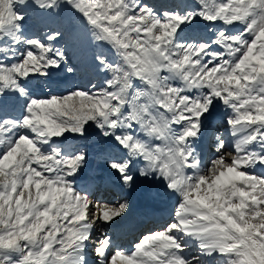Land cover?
Listing matches in <instances>:
<instances>
[{
  "label": "snow or ice",
  "instance_id": "6c2138e0",
  "mask_svg": "<svg viewBox=\"0 0 264 264\" xmlns=\"http://www.w3.org/2000/svg\"><path fill=\"white\" fill-rule=\"evenodd\" d=\"M0 264H264V0H0Z\"/></svg>",
  "mask_w": 264,
  "mask_h": 264
},
{
  "label": "rangeland",
  "instance_id": "374dc122",
  "mask_svg": "<svg viewBox=\"0 0 264 264\" xmlns=\"http://www.w3.org/2000/svg\"><path fill=\"white\" fill-rule=\"evenodd\" d=\"M101 194H103V193H101ZM146 222L151 223V222H152L151 218H150L148 221H146ZM131 238H133L132 234H130V235L127 237V239H131Z\"/></svg>",
  "mask_w": 264,
  "mask_h": 264
},
{
  "label": "bare ground",
  "instance_id": "6f19581e",
  "mask_svg": "<svg viewBox=\"0 0 264 264\" xmlns=\"http://www.w3.org/2000/svg\"><path fill=\"white\" fill-rule=\"evenodd\" d=\"M98 163H99L98 161L95 162V164H98ZM95 164H94V166H95ZM129 235H130V234H129Z\"/></svg>",
  "mask_w": 264,
  "mask_h": 264
}]
</instances>
